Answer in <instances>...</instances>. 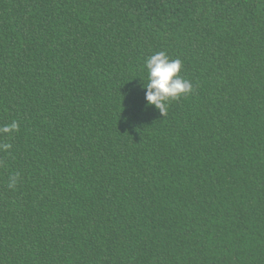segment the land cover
I'll list each match as a JSON object with an SVG mask.
<instances>
[{
    "label": "trees",
    "instance_id": "obj_1",
    "mask_svg": "<svg viewBox=\"0 0 264 264\" xmlns=\"http://www.w3.org/2000/svg\"><path fill=\"white\" fill-rule=\"evenodd\" d=\"M0 264H264V0H0Z\"/></svg>",
    "mask_w": 264,
    "mask_h": 264
},
{
    "label": "clouds",
    "instance_id": "obj_2",
    "mask_svg": "<svg viewBox=\"0 0 264 264\" xmlns=\"http://www.w3.org/2000/svg\"><path fill=\"white\" fill-rule=\"evenodd\" d=\"M145 66L148 73L147 83L143 84L145 100L149 106L155 105L165 115L168 101L189 93L192 84L180 75L181 59H173L164 51L149 56Z\"/></svg>",
    "mask_w": 264,
    "mask_h": 264
}]
</instances>
